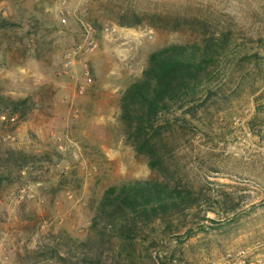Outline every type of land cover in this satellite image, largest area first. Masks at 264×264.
I'll list each match as a JSON object with an SVG mask.
<instances>
[{
	"label": "rangeland",
	"instance_id": "1",
	"mask_svg": "<svg viewBox=\"0 0 264 264\" xmlns=\"http://www.w3.org/2000/svg\"><path fill=\"white\" fill-rule=\"evenodd\" d=\"M57 9L58 0H0V17L14 23L0 29V96L29 105L24 118L0 114V157L28 161H0V264H61L41 254L65 255L61 243L87 237L107 187L172 178L199 205L187 226L175 215L170 229L144 227L155 245L141 235L134 264H227L240 250L263 264L264 0H69L65 25ZM82 21L98 46L83 57L93 82L80 93V64L72 78L62 57L81 41ZM187 43L217 52L211 96L192 118L167 115L191 126L173 121L151 166L125 137L120 99L154 50Z\"/></svg>",
	"mask_w": 264,
	"mask_h": 264
},
{
	"label": "trees",
	"instance_id": "2",
	"mask_svg": "<svg viewBox=\"0 0 264 264\" xmlns=\"http://www.w3.org/2000/svg\"><path fill=\"white\" fill-rule=\"evenodd\" d=\"M13 25L0 17V29ZM209 46L201 49L190 43L171 44L154 50L141 77L130 83L121 96L120 120L125 127V137L138 154L150 159L151 166L161 160L163 134L174 127L173 121H182L183 128L191 126L189 119L175 117L170 121L167 115L173 110L184 109L192 118L211 96L207 84L212 80L211 69L218 57ZM28 108L26 98L0 96V114L24 118ZM5 154L8 157H0V161L6 164L15 162L22 167L28 163L23 154L15 151ZM198 205L199 199L192 190L174 178L114 184L101 195L84 240L61 243L66 248L65 255H61L56 246L46 249L41 256H48L61 264H134L133 253L136 242L145 232L144 227L164 223L165 228L170 229L175 215L183 219V226H187L184 220L188 211ZM193 216L199 218V215ZM142 239L155 245L154 237L148 239L145 234ZM110 256L120 260L109 263L106 259Z\"/></svg>",
	"mask_w": 264,
	"mask_h": 264
},
{
	"label": "built area",
	"instance_id": "3",
	"mask_svg": "<svg viewBox=\"0 0 264 264\" xmlns=\"http://www.w3.org/2000/svg\"><path fill=\"white\" fill-rule=\"evenodd\" d=\"M69 0H58V9H57V17L59 22L62 24H67L69 18L71 17V12L68 9ZM81 28H83L81 41L76 45L70 47L65 50L62 57V71L65 74H68L70 77H75V72L78 64H80V74H81V82L78 85L79 92H84L85 88L92 84V72L88 62L83 60L85 54L90 53L95 50L98 46L97 41L94 37V28L93 25L89 22H81ZM262 163L264 164V151L262 157ZM259 246L264 250V236L258 242ZM228 259L231 261L227 264H246L247 263V255L245 250H240L235 255L229 254ZM264 264V252L262 254ZM247 264H255L252 261H249Z\"/></svg>",
	"mask_w": 264,
	"mask_h": 264
}]
</instances>
